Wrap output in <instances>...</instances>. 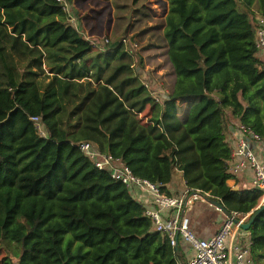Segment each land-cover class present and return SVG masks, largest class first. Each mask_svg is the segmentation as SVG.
<instances>
[{
  "label": "trees",
  "instance_id": "trees-1",
  "mask_svg": "<svg viewBox=\"0 0 264 264\" xmlns=\"http://www.w3.org/2000/svg\"><path fill=\"white\" fill-rule=\"evenodd\" d=\"M166 1L174 82L157 99L123 39L88 58L92 42L58 0H0L2 264H188L129 188L79 149L82 141L165 194L180 170L189 191L208 192L231 213L261 203L263 190L229 185L232 149L222 141L231 119L264 141L256 47L264 0ZM248 231L251 260L264 264V210Z\"/></svg>",
  "mask_w": 264,
  "mask_h": 264
},
{
  "label": "built area",
  "instance_id": "built-area-1",
  "mask_svg": "<svg viewBox=\"0 0 264 264\" xmlns=\"http://www.w3.org/2000/svg\"><path fill=\"white\" fill-rule=\"evenodd\" d=\"M58 2L65 11H68L66 0H58ZM257 20L256 47L258 54L264 55V16H257ZM123 43L126 51L135 54L134 48L137 43L133 44L129 37H124ZM144 83L153 95L160 99L161 93L152 88L149 81H144ZM31 118L40 134L47 136L41 118L39 116H32ZM242 129L248 133V136L257 141H263L254 132L247 131L244 127ZM78 147L94 162L97 168L108 170L112 177L121 180L132 194L135 195L137 190L150 194L156 207L153 209L146 208V215L152 220L154 228L165 234L175 248L179 247L180 239L191 245L193 255L190 257L188 264H254L250 257L251 234L249 231L244 230L240 223H236L234 219L226 217L227 219L223 222L219 231L210 237H201L193 230L191 217L187 215V210L198 201L207 202L214 206L208 198V192L201 190L189 191L187 189L181 195L165 194L162 192L159 183L136 176L121 159L101 151L92 142L82 141L78 144ZM238 153L242 154L253 168V186L264 192V162L258 159L255 151L249 146L245 138L239 139ZM233 214L241 222L247 220L249 216V214L242 215L238 212Z\"/></svg>",
  "mask_w": 264,
  "mask_h": 264
},
{
  "label": "crops",
  "instance_id": "crops-1",
  "mask_svg": "<svg viewBox=\"0 0 264 264\" xmlns=\"http://www.w3.org/2000/svg\"><path fill=\"white\" fill-rule=\"evenodd\" d=\"M68 3V16L71 24L79 30V32L93 44L92 52L88 58L95 57L98 54H105L106 52H114L115 44L120 43L125 36L121 35L120 38H115V31L113 28L108 27V21L112 11L108 5H112L111 0L106 4L103 2L105 0H66ZM144 1V8L148 9L147 13H140V16H134L132 21H139L142 19L143 26H139V22L136 23L134 29L130 30L136 36L138 43V49L141 46L147 50L148 55H159L161 54L167 58L165 55L166 42L164 39V28H162V21L166 17L169 9L168 2H166V11L161 13L158 10V5L153 3L154 0H141ZM116 6V5H115ZM126 6V5H125ZM157 9V10H156ZM143 12V10H141ZM154 12V13H153ZM124 20L122 21V23ZM121 23V24H122ZM129 30V29H128ZM111 37L108 42H104L105 36ZM114 38V39H113ZM128 38V37H127ZM140 42V43H139ZM125 47V46H124ZM259 55V54H258ZM259 57L264 61V55H259ZM162 57H159V60ZM168 60V59H167ZM159 62V61H156ZM43 69L45 73L43 76L47 77V81L51 80L54 76V72L51 66L44 62ZM60 77L62 75L58 74ZM142 81H147L146 77L141 74ZM158 85L164 87L161 92L163 94L174 82V73L171 77L162 78L158 77ZM160 88V87H158ZM155 89V88H154ZM223 143L228 144L232 149V157L229 160L230 171L233 177L228 180L229 185H231L236 190H241L245 188H252L254 171L249 162L244 158V156L238 153L239 139L245 138L248 141L249 146L255 151L258 159L264 162V141H257L254 138L248 136V133L242 129L241 124L237 120L231 119L228 128L223 132ZM168 189L171 191L172 195H181L187 190L186 182L183 177V173L177 170L174 175L173 181L169 184ZM134 195L135 198L141 202L146 208L153 209L156 206L152 202V198L147 192L136 191ZM264 201V196L262 197ZM187 215L191 217V226L193 230L201 237H210L217 233L221 228L223 222L227 219L226 214L218 210L216 207L211 206L207 202L198 201L191 208L187 210ZM180 249L182 251V258L189 261L190 257L193 255V249L191 245L183 239H180Z\"/></svg>",
  "mask_w": 264,
  "mask_h": 264
},
{
  "label": "rangeland",
  "instance_id": "rangeland-1",
  "mask_svg": "<svg viewBox=\"0 0 264 264\" xmlns=\"http://www.w3.org/2000/svg\"><path fill=\"white\" fill-rule=\"evenodd\" d=\"M111 1H112V5L109 3L108 4L110 6L109 8L111 9V7L114 5L112 8H115V10L112 11L110 15L108 21V27L117 30L114 33L115 38H120L121 35L124 34L125 36L130 38L133 44H135L137 42L136 36L133 33H130V30L134 29L136 23L139 21H132V19L134 16H136V18L137 16H140V13H147L149 11L148 9L144 8L143 6L144 1L141 0H111ZM107 2L108 1L105 0L103 3L106 4ZM153 3L158 5V10L161 13L166 11L167 5L164 0H154ZM141 10H143V12H141ZM123 20L124 22L122 23ZM143 23L144 22H142V19H140L139 26L142 27ZM106 37L111 39L110 36L106 35L104 38V42H107ZM139 48L140 49H138V43H137V46H135L134 48V52L137 53L135 54L136 55L135 62L138 66H140L139 67L140 73L143 75V77H146L147 81L151 83L152 88H155L158 93H161L164 90V87L158 85V81H159L158 77L167 78V79L171 77V75L173 74L171 65L168 62L167 58L162 54L161 56H159L158 54L148 55L147 51L151 49L150 47L147 50H145L140 44ZM159 57L160 58L162 57V59L159 60ZM262 201L263 198L261 199L260 202ZM5 256H6V252L5 250L2 249V254L0 255V264L4 262L3 259Z\"/></svg>",
  "mask_w": 264,
  "mask_h": 264
},
{
  "label": "water",
  "instance_id": "water-1",
  "mask_svg": "<svg viewBox=\"0 0 264 264\" xmlns=\"http://www.w3.org/2000/svg\"><path fill=\"white\" fill-rule=\"evenodd\" d=\"M210 202L214 206L219 208L221 211H223L227 217H229L230 219H234L236 223H240L241 227L247 231L250 230V228H251L252 224L254 223V221L256 220L257 216L264 210V201H262L258 205V207L253 212H251L249 214L248 219L245 220L244 222H241V220L236 218L233 213L227 211L221 202L216 201V200H210Z\"/></svg>",
  "mask_w": 264,
  "mask_h": 264
}]
</instances>
